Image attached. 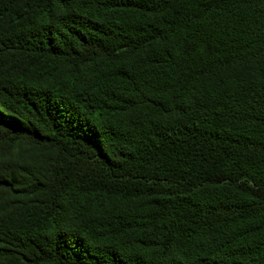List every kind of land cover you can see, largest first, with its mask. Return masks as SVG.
Masks as SVG:
<instances>
[{"label": "trees", "instance_id": "obj_1", "mask_svg": "<svg viewBox=\"0 0 264 264\" xmlns=\"http://www.w3.org/2000/svg\"><path fill=\"white\" fill-rule=\"evenodd\" d=\"M0 264H264V0H0Z\"/></svg>", "mask_w": 264, "mask_h": 264}]
</instances>
